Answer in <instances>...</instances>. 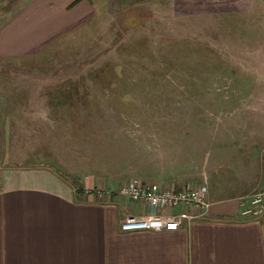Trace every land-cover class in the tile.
I'll use <instances>...</instances> for the list:
<instances>
[{"label":"rangeland","instance_id":"1","mask_svg":"<svg viewBox=\"0 0 264 264\" xmlns=\"http://www.w3.org/2000/svg\"><path fill=\"white\" fill-rule=\"evenodd\" d=\"M93 1L96 21L32 56L0 59V182L37 168L116 187L187 174L229 196L262 191L256 161L237 149L256 139L245 114L264 95V41L240 40L246 26L233 33L215 14H176L170 0ZM31 193L0 199L11 243L44 215Z\"/></svg>","mask_w":264,"mask_h":264},{"label":"crops","instance_id":"2","mask_svg":"<svg viewBox=\"0 0 264 264\" xmlns=\"http://www.w3.org/2000/svg\"><path fill=\"white\" fill-rule=\"evenodd\" d=\"M11 1L14 5L8 9ZM170 4L176 14L221 16L233 33L246 26L240 40L264 41V0H170ZM98 17L93 0H0V59L32 56ZM257 101L254 117L245 114L254 122L248 127H255L252 136L256 139L237 150L243 152V162L248 163L249 158L256 161L255 176L259 175L260 185L256 191H260L264 188V95L257 96ZM31 169L7 171L1 178L0 199L12 191L30 189L26 201L44 215L35 218L28 231H19L25 241L11 243L10 232L5 231H11V221L3 203L0 264L9 263L8 251L21 256L17 264H264V215H244L252 194L229 196L227 188L214 181L186 182L187 174L184 181L151 177L146 180L176 189L205 185L211 207L206 213L200 209L172 210L174 215L197 216L178 230L123 232L121 224L128 215L156 214L146 203L118 196L119 188L132 179L116 187L95 176L71 181L53 171L50 175ZM97 190L112 194L100 198Z\"/></svg>","mask_w":264,"mask_h":264},{"label":"built area","instance_id":"3","mask_svg":"<svg viewBox=\"0 0 264 264\" xmlns=\"http://www.w3.org/2000/svg\"><path fill=\"white\" fill-rule=\"evenodd\" d=\"M96 192L100 198L108 194L102 190ZM89 193L92 194L94 191ZM117 194L134 202L146 203L156 211V214L148 216L128 215L121 224L123 232L178 230L185 224H190L197 216L187 213L174 215L171 213L172 210L200 209L206 213L211 207L208 188L205 185L176 189L162 186L155 181L132 179L124 183ZM244 215L253 217L264 215V188L252 196Z\"/></svg>","mask_w":264,"mask_h":264}]
</instances>
